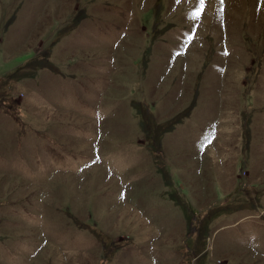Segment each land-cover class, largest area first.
<instances>
[{
    "label": "rangeland",
    "instance_id": "rangeland-1",
    "mask_svg": "<svg viewBox=\"0 0 264 264\" xmlns=\"http://www.w3.org/2000/svg\"><path fill=\"white\" fill-rule=\"evenodd\" d=\"M0 264H264V0H0Z\"/></svg>",
    "mask_w": 264,
    "mask_h": 264
}]
</instances>
